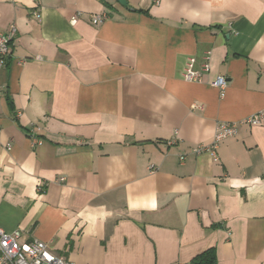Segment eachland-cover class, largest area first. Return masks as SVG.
I'll use <instances>...</instances> for the list:
<instances>
[{
  "label": "crops",
  "instance_id": "0c3cea01",
  "mask_svg": "<svg viewBox=\"0 0 264 264\" xmlns=\"http://www.w3.org/2000/svg\"><path fill=\"white\" fill-rule=\"evenodd\" d=\"M11 26L0 228L75 264H264V0H0Z\"/></svg>",
  "mask_w": 264,
  "mask_h": 264
},
{
  "label": "built area",
  "instance_id": "2783aa9c",
  "mask_svg": "<svg viewBox=\"0 0 264 264\" xmlns=\"http://www.w3.org/2000/svg\"><path fill=\"white\" fill-rule=\"evenodd\" d=\"M36 17L40 18L41 16L36 14ZM107 19V14L92 16V22L96 25L106 21ZM73 21L75 22V19ZM16 34L17 29L15 26H11L5 33H0V72L6 66L10 58L11 47ZM210 61L211 54L207 53L203 59L201 70H195L196 60L194 58H190L184 71V79L188 82H203L205 74L211 70ZM211 86L219 89L223 96L228 86V80L225 77H218L211 83ZM1 99L2 95L0 92V101ZM242 123L257 126L260 124V118L258 116H252ZM236 134L237 126L235 124H219L212 142L206 146L196 147L193 150V153L196 155L208 154L214 160H218V150L220 144L224 140L234 137ZM35 142L39 143L38 140H35ZM8 150H11V146H8ZM181 159L184 160L185 157L182 156ZM21 238L22 232L20 230L6 232L0 228V264H75L72 261L59 257L51 252L48 245L40 240L22 242Z\"/></svg>",
  "mask_w": 264,
  "mask_h": 264
},
{
  "label": "trees",
  "instance_id": "16d2710c",
  "mask_svg": "<svg viewBox=\"0 0 264 264\" xmlns=\"http://www.w3.org/2000/svg\"><path fill=\"white\" fill-rule=\"evenodd\" d=\"M189 264H216L213 250H209L192 260Z\"/></svg>",
  "mask_w": 264,
  "mask_h": 264
},
{
  "label": "water",
  "instance_id": "95a60500",
  "mask_svg": "<svg viewBox=\"0 0 264 264\" xmlns=\"http://www.w3.org/2000/svg\"><path fill=\"white\" fill-rule=\"evenodd\" d=\"M119 2L123 5H126V0H119Z\"/></svg>",
  "mask_w": 264,
  "mask_h": 264
}]
</instances>
